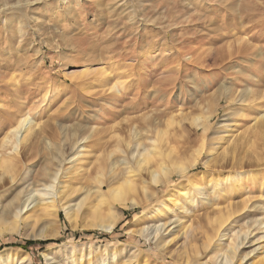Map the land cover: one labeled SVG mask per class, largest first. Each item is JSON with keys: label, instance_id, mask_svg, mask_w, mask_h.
Instances as JSON below:
<instances>
[{"label": "rangeland", "instance_id": "1", "mask_svg": "<svg viewBox=\"0 0 264 264\" xmlns=\"http://www.w3.org/2000/svg\"><path fill=\"white\" fill-rule=\"evenodd\" d=\"M67 1L73 6L66 9L56 0L35 5L31 19L19 11L0 13V146L19 122L26 119L32 128V139L20 144L17 154L11 144L0 149L1 158L16 166L15 181L7 174L0 184V264H49L43 252L58 264H219L231 247L234 264H261L264 0ZM6 22H13V29ZM214 94L229 100H212ZM195 119L209 122L205 138L203 130L194 133ZM134 133L138 140L131 138ZM89 134L93 137L80 143ZM240 136L243 170L204 166ZM137 141L143 144L139 152ZM156 146L181 154L179 165L197 166L158 190L137 164L139 153ZM92 166L99 168L86 174ZM241 170L248 173L242 180ZM79 172L86 174L83 181L95 180L60 203L65 207L80 202L97 180L136 173L146 183L123 207L98 205L90 194L69 219L51 206L52 198L69 192ZM228 176L239 189L215 186L217 177ZM26 195L35 203L28 211L25 202L17 218ZM36 201L41 204L31 209ZM241 203L234 215L227 213ZM98 208L102 220L94 217ZM110 214L118 215L115 228L98 229ZM221 217L228 220L222 228ZM165 224L174 225L155 240L131 233ZM43 231L54 236L39 237ZM244 233L255 244L238 249L237 236ZM26 242L35 245L25 248ZM254 248L260 249L252 253Z\"/></svg>", "mask_w": 264, "mask_h": 264}, {"label": "bare ground", "instance_id": "2", "mask_svg": "<svg viewBox=\"0 0 264 264\" xmlns=\"http://www.w3.org/2000/svg\"><path fill=\"white\" fill-rule=\"evenodd\" d=\"M57 2H59V4H60V6H59V8L61 9V8H64V9H66V7H68V6H71L72 4H71V2H68L67 0H56ZM0 13H7V12H9V11H12L14 14H15V12L16 11H19V12H21V14L27 19H31V15H30V11H31V9H32V7H34L35 5H45L46 4V0H0ZM1 6H2V8H1ZM73 6V5H72ZM24 8L23 10H21V8ZM3 15V14H2ZM5 17V16H4ZM48 18V17H47ZM4 19V18H3ZM46 19V18H45ZM19 22V24H21L22 26H24V22H22L21 20H19L18 21ZM36 22V21H35ZM13 22H6V27L9 29V28H12L11 26H13ZM17 24V23H16ZM19 28H20V26H19ZM21 28H23V27H21ZM13 29V28H12ZM19 30V33H21L22 31H24V30H22V29H18ZM22 33H24V32H22ZM26 33V32H25ZM23 36H24V34H22ZM21 36V35H20ZM22 37V36H21ZM20 37V38H21ZM6 40H7V38H6ZM4 65V64H3ZM9 68H7V70H8ZM4 75V74H3ZM0 78H2V73L0 72ZM1 86V85H0ZM222 91V90H221ZM218 92V91H217ZM216 93V92H215ZM219 93V92H218ZM221 93V92H220ZM219 95V94H218ZM218 95L217 94H214V96H212V100H215V101H217L218 99H220L221 100V98L222 99H226V101L227 100H229L228 99V97L227 96H224V95H221V97L219 96L218 97ZM139 100H140V98H139ZM220 102V101H219ZM229 102V101H228ZM212 105V104H211ZM221 107V106H220ZM219 107V108H220ZM217 108V107H216ZM216 110V109H215ZM110 116V115H109ZM107 118H109V117H107ZM210 119V118H213V117H211V116H208V117H206V119ZM193 119V118H192ZM192 119H191V121H192ZM209 119H208V121H209ZM205 121V120H204ZM208 121H205V124L204 123H198V120H196L195 119V130H194V133L195 134H197L198 133V131L199 130H203V133H202V136H204V138H205V134H207L206 132H207V130H208V124H209V122ZM262 121V120H261ZM207 122V123H206ZM263 122V121H262ZM261 122V123H262ZM28 122L26 121V119L25 120H23V122H19V126L16 128V129H14L9 135H7V136H5L4 137V140L2 141L3 143H2V146H0V149H5V148H7L10 144L13 146V148L11 149V150H13V151H15L16 152V154L18 153V149H19V147H20V144H22V143H25V142H29V140L30 139H32L31 138V134H32V128L31 127H29V124H27ZM30 123V122H29ZM151 123V122H150ZM260 123V124H261ZM149 124V123H148ZM154 124V123H153ZM257 124V123H256ZM258 124H259V121H258ZM255 125V124H254ZM261 127L259 128V130H263L262 132L264 133V123L262 124V125H260ZM258 127V126H257ZM83 129V128H82ZM255 129H257L256 127H255ZM122 131L125 133H127L129 130H127V128H124V129H122ZM192 131V130H191ZM247 131V130H246ZM255 131V130H254ZM24 132H26V133H28V135H27V137L25 138H23L22 139V136H23V134H24ZM84 132V131H83ZM132 133V132H131ZM257 132H255V134H256ZM100 134V133H99ZM160 136V135H159ZM197 136V135H196ZM199 136V135H198ZM93 137V136H92ZM92 137H90V134L89 135H86L85 137H83L82 138V140L80 141V143L81 142H85V144L87 143V141H89ZM241 137V138H240ZM240 137H238L239 138V140L238 141H236L235 142V144H233V145H230V146H228L227 148H224L223 149V146L222 147H219L217 150H216V153L217 152H220L222 149H223V151H222V153L220 154H217L216 155V157H213L212 159H210L209 161H206V163L204 162V166L205 167H207V168H209L210 166V168H214V169H223V168H225V167H231V168H234V169H236V168H242V170H243V163H241L240 161H239V159H238V157H239V152L238 151H240V149L238 148V145H237V143H239L240 141H241V139H242V136H240ZM119 138V137H118ZM132 139H133V141L134 140H138V138H137V135L134 133V136L133 137H131ZM121 139V138H120ZM35 140V139H34ZM34 140H33V142H34ZM122 140V139H121ZM120 140V141H121ZM206 140V139H205ZM204 140V141H205ZM242 140H244V139H242ZM118 141V140H117ZM123 141V140H122ZM127 141V140H126ZM124 142V141H123ZM136 142V141H135ZM242 142V141H241ZM247 142V141H246ZM131 143H132V141H131ZM130 143V144H131ZM137 143H138V141H137ZM136 143V145H138V152H139V150H140V147L143 145L141 142H139L138 144ZM85 144H83V145H85ZM123 144H125V142L123 143ZM130 144H128V146H127V148H130L129 147V145ZM204 144H205V142H204ZM27 145V144H26ZM126 145V144H125ZM241 145V143L239 144V146ZM78 147H79V145H77ZM122 146V145H121ZM83 147V146H82ZM159 147V146H158ZM157 146L156 147H154V148H152L153 149V151H148V150H145V151H143V153H139V155L141 156V158L142 159H140L139 158V160H138V162H137V164L139 165V167H138V169L140 170V172L142 171V173L143 172H146L149 176H148V178H150V182L153 184V186H155V187H157L158 188V190H159V187H164L165 185L167 186V185H169L170 184V182H172L173 181V179H174V177L175 176H183V175H185L186 173H188L189 172V170H191V168H194V167H196L197 166V164L195 163V161L193 162V163H189L188 165H179L178 164V162L181 160V154H178V153H174V152H171V153H167V154H165V153H162L161 151H160V147L158 148ZM203 147V146H202ZM127 150H129V149H127ZM126 150V151H127ZM136 151H137V149H136ZM174 151V150H173ZM197 151V150H196ZM14 152V153H15ZM80 153L81 152H79V153H77V154H79L80 155ZM197 153L199 154L200 153V150H199V152L197 151ZM20 154V153H19ZM83 154V153H82ZM128 155V154H127ZM133 155V154H132ZM1 153H0V184L2 183V181L5 179V175H7V174H9V176H11V181H15V175H14V173H15V168H16V166H15V160H9V159H2L1 158ZM107 158H109V159H111L110 157H108V156H106ZM133 157V156H132ZM11 158H13V157H11ZM77 158V157H76ZM107 158H103V159H107ZM138 158V157H137ZM102 159V160H103ZM131 159V158H130ZM101 159H100V161H102ZM105 160H104V162H105ZM108 160V159H107ZM123 160V159H122ZM119 161V160H118ZM137 161V160H136ZM95 163H97V162H95ZM180 163V162H179ZM108 164V163H107ZM107 164H106V167H107ZM212 164V165H211ZM93 165H95V164H93ZM113 165V164H112ZM135 165V164H134ZM199 165V164H198ZM262 165H264V163L262 164ZM98 166H100V168H99V170H101V171H103L104 172V170H105V163H103V161L102 162H100V164L98 165ZM109 166V165H108ZM135 166H137V165H135ZM112 167V166H111ZM91 168H94L93 166L91 167ZM97 168V166L94 168V169H92V170H90V168H89V170H85L86 171V174H91L92 173V171H94L95 169ZM97 168V169H98ZM137 168V167H136ZM86 169V168H85ZM88 169V168H87ZM135 170V169H134ZM138 170V171H139ZM208 170V169H207ZM211 170V169H210ZM242 170H241V172H240V174H239V179L240 180H242V179H244V178H246V174H248V173H245V172H242ZM113 171V170H112ZM213 171V170H212ZM216 171V170H215ZM219 172L221 171V170H218ZM97 172H98V170H97ZM103 172H101V173H103ZM129 172V171H128ZM206 172H208V171H206ZM83 172H79V173H76V174H78L74 179H72V182H71V184L69 185V192H66L65 194H63V192H61V195L60 196H58L59 198H57L58 200H56V198L54 197V198H52V207H56V208H58V209H62V210H64L65 211V213L67 214V217L69 218V219H72V216H73V209H75L77 212L82 208L81 206H83V203H84V201L86 200V198L90 195V194H92V196H93V194L95 195V202H97L98 203V205H105L106 204V206L108 205V206H110L111 208L112 207H117V205L118 206H122V205H124L126 202H127V200H128V198L130 197V196H132V195H135V194H137L138 192H139V190H140V187H142L143 186V184H145L146 182H145V180L144 179H142V174H140V175H138L137 176V174L135 173V174H131V175H128V176H119V174H118V177H116V178H114V180H112V181H100V180H97V184H95L94 185V188H92V190L90 189V191L88 190H86L87 192H88V195H86L84 198H82V200L80 201V202H78V203H74V204H71V205H69V206H67V207H65L63 204H60L61 202H64V200L66 199V200H69L68 198H70L71 196H73L75 193L77 194V192H81L82 190H84L85 191V189H86V187H88L87 185L90 183V182H92L93 181V179L95 178V177H93L92 179H91V177H90V179H88V180H86V181H83V180H85V179H87L86 177H85V175L86 174H82ZM95 173V172H94ZM129 173H131V170H130V172ZM204 173V172H203ZM211 173V172H210ZM213 173H215V172H213ZM219 174V173H218ZM59 175V174H58ZM112 176H113V174H111ZM114 175H117V174H114ZM215 175V174H214ZM221 176V175H220ZM104 177V176H103ZM124 177V178H123ZM219 177V176H218ZM218 177L216 178L217 180L215 181L216 182V184H215V186H226V185H229L230 187H235V188H237V189H239L238 187H240L239 185H241L240 183H232V180H229L230 178H229V176L228 177H224V178H222L221 180H220V178L218 179ZM52 178V177H51ZM53 179V178H52ZM97 179V178H96ZM237 179V178H236ZM89 180H90V182H89ZM92 180V181H91ZM95 180V179H94ZM108 180V179H107ZM214 180H215V178H214ZM196 182V180H193L192 182ZM84 182V183H83ZM191 182V183H192ZM113 184H116L117 186H113ZM193 184V183H192ZM44 189V188H43ZM45 190V189H44ZM39 191V190H38ZM94 191V192H93ZM200 191H201V189H200ZM93 192V193H92ZM186 192V191H185ZM41 193V192H40ZM70 193V194H69ZM54 194V193H53ZM85 194H87V193H85ZM175 194V193H174ZM184 194V193H183ZM202 194V193H201ZM200 194V195H201ZM30 195V194H29ZM29 195H26L25 197H23V199H21L20 200V202H19V205H18V207H20V209H19V211H17V218H19L20 216H21V214L24 212L23 210H22V206H23V204L26 202H30L29 204H27V208H24V210H28L29 211V207H30V205H32V204H34L35 203V200H33V197H30ZM197 195V194H196ZM44 196V195H43ZM198 196V195H197ZM36 197V196H35ZM46 197V196H45ZM177 197V196H176ZM196 197V196H195ZM219 197V196H218ZM18 198H20V196L18 195ZM41 198V197H40ZM173 198V197H172ZM172 198L170 197H168V199L170 200L171 199V201H173V202H176V201H174L175 199H173L172 200ZM192 198H194V197H192ZM45 199H47V198H45ZM149 199V198H148ZM220 199V198H219ZM33 200V201H32ZM37 200V199H36ZM97 200V201H96ZM130 200V199H129ZM145 200V199H144ZM188 200H189V198H188ZM56 201H58V202H56ZM132 201H134V200H132ZM37 202V201H36ZM48 202V201H47ZM50 202V201H49ZM68 202V201H67ZM169 202V201H168ZM167 203V202H166ZM41 203H39V202H37L34 206H33V208H31V209H36V208H38V206L40 205ZM49 204V203H48ZM51 204V203H50ZM56 204V205H55ZM132 204V206L134 207H140L139 205H140V203L138 204L137 202H132L131 203ZM43 205V204H42ZM45 205H47V203L45 204ZM176 205L178 206V209H185V207H182V205L181 206H179V204L178 203H176ZM244 205V203H241V205L240 204H234V205H232L231 206V208H230V210L227 212V213H236L239 209H241V206H243ZM15 206H16V204H15ZM106 206H104V208L106 207ZM45 207V206H44ZM99 207H101V206H99ZM123 207V206H122ZM41 208V207H40ZM102 208V207H101ZM109 208V207H108ZM51 209V208H50ZM54 209V208H53ZM183 209V210H184ZM226 209H228V208H226ZM255 209H256V207H255ZM254 209V210H255ZM45 210V209H44ZM47 210V211H46ZM45 210V212H48V209H46ZM75 210H74V212H75ZM110 210V209H109ZM11 210H9V212H10ZM42 211V210H41ZM171 211V210H170ZM256 211V210H255ZM40 212V210L37 212L36 211V213L38 214ZM11 213V212H10ZM34 214V213H33ZM93 214H94V217L96 218V219H103L104 218V213H102L101 212V210H99V208H98V210H94V212H93ZM233 214V215H234ZM35 216H36V214H35ZM118 216V215H117ZM117 216H115V215H112V214H110L109 216H108V220H107V222L106 223H103L104 221H102V223H100V225L98 224L97 225V228L98 229H101L102 231H112L114 228H115V226L117 225ZM228 216V215H227ZM66 217V218H67ZM228 217H230V214H229V216ZM221 218H223V217H221ZM220 219V218H219ZM258 220V219H257ZM171 221V220H170ZM176 221V220H175ZM218 222H219V224H220V228H222L223 227V225H225V223H226V221L228 222V220L226 219L225 221H224V218L223 219H221V220H217ZM247 222V221H246ZM254 222H256V224L258 223V221H254ZM72 223V222H71ZM250 223V222H249ZM248 223V224H249ZM262 223H264V221L262 222ZM262 223H259V224H262ZM74 225V224H73ZM172 225H174V224H165V225H163L162 227H157L155 230H152V229H150L149 227L147 228V227H144V228H140V229H137V230H131V233H133V234H136V235H144V237H146L147 238V240H155L156 238H157V235H158V232H159V234L161 233L160 231H162L163 229H164V232H166V230H168V227H171ZM263 226V225H262ZM75 227H76V225H75ZM74 227V228H75ZM173 227V226H172ZM184 227V226H183ZM253 227H255V226H253ZM261 227V226H260ZM185 228V227H184ZM203 230V229H202ZM219 230V229H218ZM241 231V230H240ZM249 232V231H248ZM3 233V231L0 229V234H2ZM170 233V232H169ZM184 233V232H183ZM188 233V231L186 232V233H184V234H187ZM264 233V232H263ZM162 234H164V233H162ZM248 234L249 233H244V234H241V235H239V236H237L238 237V239H237V241L239 242L240 240V243H239V245H236V247L239 249L241 246L243 247V246H245V244H250V245H252V244H255V243H253L252 241H250V240H248ZM250 235V234H249ZM39 237H42V238H51V237H53L54 235L53 234H47L46 232H41L39 235H38ZM224 236V235H223ZM248 236V237H247ZM262 238H264V235H262ZM211 239V238H210ZM264 240V239H263ZM171 242H173V241H171ZM238 242H237V244H238ZM207 243V242H206ZM261 243V242H260ZM204 245V244H203ZM164 246V245H163ZM206 246V245H205ZM232 246V245H231ZM235 247V246H234ZM262 247V246H261ZM166 248V247H165ZM232 248V247H231ZM231 248H229V251L228 252H226L225 253V255L223 254V257L222 256H218V258L220 259L221 257H222V259L219 261V264H231V263H233V259H234V256H233V250H234V248L233 249H231ZM246 248H248V247H246ZM259 249L260 248H254V250L252 251V253L253 252H256V251H259ZM264 249V248H263ZM199 250V249H198ZM197 250V251H198ZM194 251V250H193ZM237 252V251H236ZM250 252V251H249ZM249 252H247V253H249ZM235 253V252H234ZM236 254V253H235ZM50 255V254H49ZM49 255H48V253L47 252H43V256H44V258L47 260V262L49 263V264H58L57 262H53L54 261V259H52V258H50L49 257ZM222 255V254H221ZM249 255H250V253H249ZM261 255V254H260ZM197 256V255H196ZM193 257V256H192ZM215 257V256H214ZM236 257V256H235ZM181 258V257H180ZM179 258V259H180ZM217 258V259H218ZM245 258H247V256L245 257ZM244 258V259H245ZM263 258V257H262ZM236 260V259H235ZM243 260V259H242ZM246 260V259H245ZM24 262V261H23ZM241 262V261H240ZM261 262V261H260ZM258 263V262H257ZM23 264V263H22ZM234 264V263H233ZM253 264V263H252ZM261 264H264V260L262 261V263Z\"/></svg>", "mask_w": 264, "mask_h": 264}, {"label": "trees", "instance_id": "3", "mask_svg": "<svg viewBox=\"0 0 264 264\" xmlns=\"http://www.w3.org/2000/svg\"><path fill=\"white\" fill-rule=\"evenodd\" d=\"M41 243V242H40ZM56 243H59V241H51V242H48V243H41V244H43V245H46V244H56ZM35 245V243H32V242H26V244H25V248H27V247H32V246H34Z\"/></svg>", "mask_w": 264, "mask_h": 264}]
</instances>
